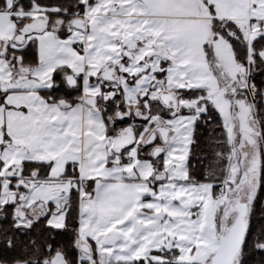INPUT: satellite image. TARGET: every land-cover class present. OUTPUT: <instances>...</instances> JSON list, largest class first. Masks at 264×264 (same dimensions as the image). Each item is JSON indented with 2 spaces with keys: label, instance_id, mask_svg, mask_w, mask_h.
Instances as JSON below:
<instances>
[{
  "label": "rangeland",
  "instance_id": "374dc122",
  "mask_svg": "<svg viewBox=\"0 0 264 264\" xmlns=\"http://www.w3.org/2000/svg\"><path fill=\"white\" fill-rule=\"evenodd\" d=\"M12 1L7 0L8 10L0 11V177L5 179L14 176L26 180L28 191L22 197L26 216L29 220H35L38 215L32 213V210H39L43 215L49 214L50 226L62 229L66 223L70 192L78 187V182L70 177L69 173L77 168L79 162L82 163L85 155L84 132L79 127L80 114L78 115L73 107L66 108L62 107V104L50 103L41 95V91H22L30 88L24 84L26 82L24 73L31 72L34 66L11 63L7 60V56L10 49L17 48L15 44L25 39L26 33L49 30L33 29L36 23L48 24L49 20L42 12L33 11L29 14V19L19 22L23 20L21 18L25 14L22 12L14 14L11 10ZM199 3L201 8H193L196 14L209 13L212 6L215 14L218 11L236 17L234 22L247 41L258 37L255 31L262 24L259 20H263L264 26V0H199ZM179 9L193 10L183 6ZM13 14L18 16L17 20L13 18ZM248 17L250 20H247ZM84 18L85 14L83 20ZM69 25L72 30L79 32L74 23ZM163 40L164 38L161 37L154 45V50L152 49L148 54L146 62L148 64L152 62L153 54L162 57L163 65L160 72L164 71L165 74L163 77L156 76L157 81L153 85L155 90L151 92L150 99L164 106L171 117L153 116L138 135L135 136L132 131L134 135L132 143L121 148H115L114 138L110 137L108 143L110 157L107 167L123 160L122 163L126 165L124 176L149 180L161 186L166 210L169 212L163 217L167 235L171 236L167 246H174L179 250L178 262L210 264L209 258L218 245L220 235L224 230L227 231L232 227L237 219L235 204L240 201L247 204L249 214L258 190L264 163L261 128L253 104L257 91L255 94L249 91L247 66L235 60L230 43L211 32L206 48L210 66L215 72L223 65L226 68L221 73L222 79L220 76L217 78L220 82L219 86L217 88L214 86V89L207 93V98L224 121L233 151L227 182L220 187L223 192L215 197L212 184L188 180L189 149L197 118L192 111L197 113L199 111L196 109V101L181 99L179 90H170L168 87L166 70L177 59L169 55L168 46ZM150 42V39L146 42L130 39L128 45L131 58L136 57L139 52L143 54L145 50L147 51ZM215 63L218 69L213 67ZM174 67L176 74L171 78L173 81L181 75L188 74L190 77L189 72L187 74L184 72V67L176 65ZM104 70L105 68L94 82H102L104 90L119 91L122 77L106 80L103 78ZM75 78L77 79V75L73 74V79ZM164 91H168L173 97L167 103L161 100ZM151 103L144 102L147 108L152 106ZM242 105L251 107L246 115L247 126L250 128L248 130H245L243 115L241 116ZM136 115L147 117V114L142 115L139 112ZM160 128L168 130L167 142L162 140L158 131ZM245 131L247 135L244 134ZM120 133V135L125 134V130ZM153 133H156L155 140L147 143ZM241 136L247 144L245 151L243 147L241 148ZM158 149H161V152L155 154ZM139 151L145 157L140 156ZM26 161L48 163L49 168L45 169L43 174H39L38 169H35L31 174L32 177L26 179L21 174L22 163ZM84 182L79 183L80 213L84 201L94 194L84 193L86 184ZM8 197L7 192L3 190L2 203H6ZM175 217L177 220L173 219ZM86 245L90 246L88 243ZM82 254L80 250L79 261L80 258L84 260ZM233 264H238V258Z\"/></svg>",
  "mask_w": 264,
  "mask_h": 264
},
{
  "label": "crops",
  "instance_id": "0c3cea01",
  "mask_svg": "<svg viewBox=\"0 0 264 264\" xmlns=\"http://www.w3.org/2000/svg\"><path fill=\"white\" fill-rule=\"evenodd\" d=\"M180 6L202 7L199 0H93L86 6L84 28H78V33L72 30L68 36L60 37L55 30L44 29L26 33L25 39L15 44V49H22L31 42L37 44L38 64L31 72L25 71L24 84L30 88L22 91L52 88L54 73L60 68L68 69L65 78L69 85L76 86L81 78L82 101L72 107L80 114L86 158L84 155L74 171L79 172V181H94V194L84 201L80 213L79 244L84 260H90L88 264H132L142 258L159 262L158 251L174 248L167 246L171 236L167 235L163 219L169 214L163 188L149 180L124 176L123 160L107 167L110 137L102 112L94 108L104 92V84L95 83L94 79L104 68H112L114 80L122 77L119 92L126 102H151L150 94L155 90L153 85L163 60L155 54L151 63L146 60L162 37L169 55L178 60L166 70L170 90L203 89L209 94L214 86L217 88L220 83L217 78L222 79L221 73L226 67H216L215 72L210 66L206 48L212 32L211 22L214 17L233 21L236 17L218 11L213 15L211 9L209 13L196 14L194 9L180 10ZM259 21L262 24L255 31L258 36L264 33L263 20ZM250 33H253L252 23ZM132 38L142 42L151 40L147 51L133 58L128 45ZM254 39L248 40L249 44ZM175 65L184 67L190 77L181 75L173 81ZM73 74L77 79H73ZM163 94L172 97L168 91ZM87 99L94 101V105L86 103ZM61 106L67 108L64 104ZM242 108L241 116L248 130L246 115L251 107L242 105ZM240 138L245 151L247 144L244 137ZM33 212L38 215L37 219L43 215L39 210ZM92 241L96 242L98 251L95 261L91 260L92 251L86 246Z\"/></svg>",
  "mask_w": 264,
  "mask_h": 264
},
{
  "label": "trees",
  "instance_id": "16d2710c",
  "mask_svg": "<svg viewBox=\"0 0 264 264\" xmlns=\"http://www.w3.org/2000/svg\"><path fill=\"white\" fill-rule=\"evenodd\" d=\"M91 1L93 0H13L11 10L14 14L19 12L25 14L21 18L23 20L19 22L29 19V14L33 11L42 12L49 20L45 28L55 30L60 37H66L72 31L69 24L76 20H83L86 6ZM8 9L7 0H0V11ZM211 11L215 15L212 6ZM14 14L13 18L17 20L18 16ZM211 31L225 38L232 47L235 60L247 66L248 80L257 91L253 104L261 128L264 163V34L259 35L249 44L234 21L215 17L211 22ZM7 60L24 66H36L38 64L37 44L31 42L22 49H10ZM68 72L65 68L58 69L53 76L54 86L41 91V95L50 103L72 107L82 101L81 78L76 86H71L65 78ZM164 74V71L158 73L161 77ZM179 97L196 101V109L199 111L198 113L192 111L197 118L189 149L188 180L213 184V194L218 197L220 187L227 182L233 152L224 121L219 111L207 98L206 90L182 89L179 90ZM151 102L152 106L149 108L141 101L128 103L123 99L121 92L107 89L98 98L95 107L104 116L108 136L115 138L121 134V131L129 128L135 136L138 135L153 116L171 117L169 111L158 101ZM137 112L142 115L147 114V117H138ZM139 155L143 154L139 151ZM47 168H49L48 163L26 161L22 163L21 174L31 175L35 169H38L39 174H43ZM69 175L78 182V187L70 192L66 223L62 229L48 224L49 214H44L29 224L18 216L16 205L8 202L0 203V264H50L49 262L57 253L64 256L65 264L90 262L81 258L79 261V172L73 171ZM259 180L258 190L250 212L247 214L244 242L240 253L236 256L238 264H264V166ZM93 186L94 181H86L84 193L92 195ZM95 243L92 241L90 246L86 245L88 249H91V260L94 261L98 257ZM157 254L161 257L159 262L142 258L133 261L132 264H199L178 262L177 248L162 249Z\"/></svg>",
  "mask_w": 264,
  "mask_h": 264
},
{
  "label": "water",
  "instance_id": "95a60500",
  "mask_svg": "<svg viewBox=\"0 0 264 264\" xmlns=\"http://www.w3.org/2000/svg\"><path fill=\"white\" fill-rule=\"evenodd\" d=\"M74 25L77 28H84L83 20L74 21ZM45 28V24L38 22L34 25L33 29L42 30ZM215 67L218 68L217 63H215ZM114 69L106 67L103 73V78L106 80H113L114 78ZM172 97L169 94H162L161 100L165 103L170 101ZM86 103L94 105V101L87 99ZM97 109V108H96ZM159 134L162 137L164 142L168 141V130L164 128H160ZM133 133L129 128L126 130L125 134L119 135L114 139L113 145L115 148H121L130 144L133 141ZM156 133H153L151 137L147 140V143H151L155 140ZM161 152V149L155 151V154ZM13 198V197H12ZM10 203H14L13 199L10 200ZM235 209L237 211V219L235 223L230 227L227 231L220 235L218 239V245L210 257V264H233L236 256L240 253L245 234L247 231L246 218H247V205L244 202H238L235 204ZM19 217L21 219L25 218V215H21V211L19 212ZM28 223H32V220H28ZM65 258L62 254L57 253L53 259L51 260V264H65Z\"/></svg>",
  "mask_w": 264,
  "mask_h": 264
},
{
  "label": "flooded vegetation",
  "instance_id": "af4514ba",
  "mask_svg": "<svg viewBox=\"0 0 264 264\" xmlns=\"http://www.w3.org/2000/svg\"><path fill=\"white\" fill-rule=\"evenodd\" d=\"M125 132H126V130H125ZM21 172H22V170H21ZM23 177H25L26 179H29L32 177V175H27V176L23 175ZM3 190H5L7 192V195L9 196L7 202L10 203V200L13 199L14 203H10V204L16 205L18 207V216H19V212L21 211V215H23V214L25 215V218L22 220H26L28 222L29 218L24 213V202H22L23 194L25 195V193H27V191H28V186H27L26 180L17 179L14 176H11V177H8L5 179H1V177H0V203H2L1 194H2ZM32 213H33V210H32Z\"/></svg>",
  "mask_w": 264,
  "mask_h": 264
},
{
  "label": "built area",
  "instance_id": "2783aa9c",
  "mask_svg": "<svg viewBox=\"0 0 264 264\" xmlns=\"http://www.w3.org/2000/svg\"><path fill=\"white\" fill-rule=\"evenodd\" d=\"M247 85H248V88H249V91L251 92V94H252V93L255 94V93H256V89H255V87L253 86V84L250 83V82H247Z\"/></svg>",
  "mask_w": 264,
  "mask_h": 264
}]
</instances>
